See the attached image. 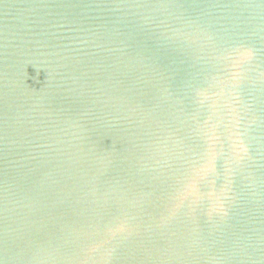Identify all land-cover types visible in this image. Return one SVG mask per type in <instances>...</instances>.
Listing matches in <instances>:
<instances>
[{"label":"water","instance_id":"obj_1","mask_svg":"<svg viewBox=\"0 0 264 264\" xmlns=\"http://www.w3.org/2000/svg\"><path fill=\"white\" fill-rule=\"evenodd\" d=\"M0 264H264V0H0Z\"/></svg>","mask_w":264,"mask_h":264}]
</instances>
